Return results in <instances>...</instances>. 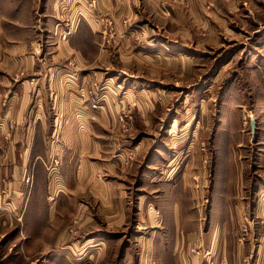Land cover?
<instances>
[{"label": "rangeland", "instance_id": "1", "mask_svg": "<svg viewBox=\"0 0 264 264\" xmlns=\"http://www.w3.org/2000/svg\"><path fill=\"white\" fill-rule=\"evenodd\" d=\"M2 2V25L10 32L0 34V211L13 208L1 216L13 222L0 225L1 263L18 249L17 207L32 195L25 216L31 219L39 197L36 189L14 190L16 168L36 174L27 186L36 182L46 194L43 206L58 201L52 227L66 242L75 244L86 228L88 236L111 233L104 257L111 264H125V243L144 230L140 199L144 210L145 199L154 203L148 264H222L230 239L256 235L264 250V52H257L263 32L226 28V0H4L1 8ZM23 40L39 48L49 122L24 160L25 146L7 144L17 121L2 110L15 74L3 60L11 55L17 62L13 46ZM89 144L92 162L78 181ZM164 170L167 178L160 179ZM105 178L125 182L122 226L104 209ZM66 180L73 184L70 201ZM243 198L248 203L237 209ZM255 259L248 255L245 264Z\"/></svg>", "mask_w": 264, "mask_h": 264}, {"label": "crops", "instance_id": "2", "mask_svg": "<svg viewBox=\"0 0 264 264\" xmlns=\"http://www.w3.org/2000/svg\"><path fill=\"white\" fill-rule=\"evenodd\" d=\"M1 1L4 2V0H0V3ZM6 1L9 2V0ZM3 2L1 8H3ZM225 8V16L228 17L226 18V28H235L236 33H240L241 35H248L250 28H252V34L264 33V21L259 19V17H264V0H226ZM3 17L4 15L0 12V34L10 32V30L4 29L2 25ZM251 19H254V25H251ZM18 22V32L24 33V23L20 20ZM13 48L17 49L20 57L18 61L15 62L12 60L13 58L11 55H5L3 60L9 68H13L12 71H15V74L12 76V80H10L13 84L11 86L5 84L9 87V93L2 110L5 117H13V119L17 121L13 137L8 138L9 141H7V144L10 147L25 146L26 148L23 149V151L21 150L22 152L20 154L24 160L25 156L28 155L30 157V154H32L34 150L33 147L39 143L37 131L41 128L46 129L49 122H47L44 110L45 107L42 102V99L46 95L43 94L41 86L43 79L42 73L41 70L38 69L41 63L36 54V51L39 49L37 42L27 43L23 40L14 44ZM263 49L264 45L258 48L257 52L260 56H262L264 52ZM64 52L65 50L63 49L62 54H64ZM80 54L79 56L82 61H85V56L81 50ZM56 56L62 57L63 55L59 53ZM260 63L261 68L264 70V59H262ZM6 83L9 84V81L6 80ZM31 105H33L35 109H33L32 112H28ZM53 109H55V106ZM64 127H69L68 119H66ZM72 141L76 142L74 139H72ZM75 144L81 146L85 145L86 142L77 141ZM98 146H101V143H98ZM89 147L90 144L88 147L83 148L81 153L76 175L78 181L84 178V174L86 173L85 170L90 167V163L92 162L86 155ZM16 169L14 176L17 178L13 180L16 181L15 185H13L15 186L14 190L23 194H27L29 191L30 194H32L36 189L39 197L37 198V203H35L31 209V211H34L33 214L31 213V219L29 217V219H27L26 214L28 215L29 200L32 195H29L30 199L27 198V203L23 204L21 207L19 206V208L17 207V210H21V213H23V217H21V215L19 216L17 224L19 225L18 229H21L20 233L16 235V239H18V249L15 253L12 250L8 251L9 253H5L3 260H6L2 263L0 261V264H28L31 259L32 261L30 264H111L110 261L104 260L110 248L111 233L104 231L96 235L88 236L86 228L83 237L81 239L79 238L75 244L66 242L62 236L60 237L56 234V226L54 225V227H52V222L55 220L54 211L58 209L56 208V206H58V201L50 204L48 208L45 205L43 206L41 203L45 200L46 194L40 192L39 187L36 186V182L32 188L27 186V179L29 180V178H32L31 174H33L35 181L36 174L26 171L23 174H18V168ZM122 176L119 175V177ZM238 177L242 176L240 175ZM159 178H167L165 170L161 171ZM101 183L103 201L108 203V206L104 207V209L115 212V225L118 226L121 224L122 226L127 218L129 209L127 204L128 193L125 189V182H119L117 179L107 180L105 178ZM85 184L86 183L83 182V185ZM64 188L66 190L65 192L69 194L70 192L68 190L73 188L72 181L66 180ZM58 190L54 192L58 193ZM71 199L72 195L69 194L67 201ZM144 201V204H146L145 209L147 210L141 207L143 200L140 199L138 202V215L140 213L138 217V226L139 228L142 226L144 230L141 234H136L133 240L129 239V241L125 243L123 249L125 264H130L129 259L132 257L137 258V264H148V261L154 256L153 233L151 232V234H148L147 232V228L153 225L151 210L154 203L150 200L147 202V199ZM239 201L240 203L237 209L242 208L243 203H248L247 198L240 199ZM14 208L16 209V207ZM173 208L179 209V203H174ZM5 209L6 210L3 209L0 211V225L3 227L12 220L10 221L7 219V215H5L6 218L4 219L1 216H3L5 212L9 213V211H11V213H13V208L8 206ZM158 209L163 210L165 208L158 206ZM142 211L143 215L141 216ZM165 224L168 225L164 223L163 226ZM22 231L23 233H21ZM250 239L245 242L238 241L237 238L230 239V246L228 247L229 249L225 248L226 252L224 253L225 256H223L222 264H245V259L248 255H253L256 258L255 264H264V250L258 244V242H260V235L251 236ZM166 240L168 241V239ZM162 242H164V238H162ZM163 248L162 246V250H164ZM166 248L168 249V245Z\"/></svg>", "mask_w": 264, "mask_h": 264}]
</instances>
